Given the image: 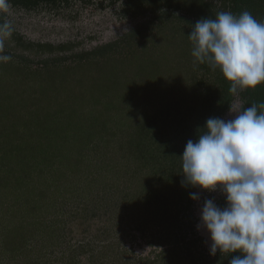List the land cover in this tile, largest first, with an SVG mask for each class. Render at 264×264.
Listing matches in <instances>:
<instances>
[{
	"label": "rangeland",
	"instance_id": "rangeland-1",
	"mask_svg": "<svg viewBox=\"0 0 264 264\" xmlns=\"http://www.w3.org/2000/svg\"><path fill=\"white\" fill-rule=\"evenodd\" d=\"M221 11L232 0L0 4V264H212L197 225L226 198L180 197L182 170L151 137L203 134L208 97L212 117L242 109L241 91L221 108L222 73L191 55V21Z\"/></svg>",
	"mask_w": 264,
	"mask_h": 264
},
{
	"label": "clouds",
	"instance_id": "clouds-1",
	"mask_svg": "<svg viewBox=\"0 0 264 264\" xmlns=\"http://www.w3.org/2000/svg\"><path fill=\"white\" fill-rule=\"evenodd\" d=\"M188 38L195 61L218 68L230 82V93L264 84V22L250 12L201 18ZM229 111L234 118L210 117L206 131L195 142L187 141L181 183L219 190L226 198L224 207L206 199L200 211L197 227L209 236L210 255L238 252L229 264H264V103ZM190 199L199 195L192 192Z\"/></svg>",
	"mask_w": 264,
	"mask_h": 264
},
{
	"label": "trees",
	"instance_id": "trees-1",
	"mask_svg": "<svg viewBox=\"0 0 264 264\" xmlns=\"http://www.w3.org/2000/svg\"><path fill=\"white\" fill-rule=\"evenodd\" d=\"M232 7H233V10L236 12L237 16L240 13H242L243 11H248L253 15V17L258 18L260 16H258L257 14H260L264 18V0H232ZM255 13H257V14L255 15ZM260 22H263V21H260ZM194 25H195L194 21H191V27H194ZM223 81H224L223 86L226 87V91H227L225 101L221 105L222 106L221 108L224 110L227 107H229V105L231 104V101L233 100V94L229 92V88L231 86L230 82H226L225 78L223 79ZM240 94H241V97L243 98L242 108L249 107L252 104L264 103V84L257 86L255 89L243 90L240 92ZM208 100H209L208 104L205 105L204 108L200 109L201 110L200 115L203 117H208V116L212 117L213 116V114L211 112L212 111V107H211L212 100L210 97H208ZM167 117L168 116L165 115L164 118L162 117V119L166 120ZM206 119H208V118H206ZM201 122H204V125L201 126V128H204L205 121H201ZM157 123H158V121H157ZM173 127H174L176 133H168V131L165 128H162L161 131H159L160 136L157 137V136H155V134H153L151 138H154L153 140H156V142L159 143V145L161 143V145H162L161 152H162L164 157H173V160L171 161V167H174L175 169L178 168L179 170H182V158H181V156L183 154V151L185 149L187 141L191 139L195 142L198 139V136L201 134L199 132L191 133L190 138H188V136L186 135L187 133H180L181 130L177 131L175 125H173ZM196 128L197 127H193L191 129H189V131L191 132ZM186 130H188V129H186ZM204 130L205 129H203L202 132ZM146 133L150 134V131L149 130H143L140 133L141 134V136H139L140 139L145 138ZM88 134H89V132L87 134H86V132H84V134L81 136L85 140V136H87ZM72 136L77 139L76 132L73 133ZM90 137L88 136L86 138L88 140H89V138L90 139L93 138L91 141L93 143H95L96 140L99 141L101 138H103V135H98V137H96V136H90ZM181 141H183V144ZM21 160H23V159H21ZM44 160L47 161V158H45ZM54 173H58V168ZM169 177L173 178L175 180L176 184L178 183L182 186L181 182L183 179H182L181 175L175 174V175H170ZM49 182H51V183L43 184V186L44 187L52 186V180H50ZM55 186H58V185L55 184ZM185 189H186L185 185L183 187H181V189L179 191L180 197L185 196V194H186ZM91 190H93V188H91ZM100 191H97L98 196H99ZM38 195H39L41 204L44 205L45 207H49L51 204H53V201H51V202L46 201V203L43 204V201L48 199V198L46 196H44V193L42 192V190L38 191ZM95 198H97V197H95ZM188 204H189V202L187 203V205ZM91 214H97V211H94ZM89 218L91 219V215H89ZM51 225H52V222H51ZM238 254H239L238 252L233 253L232 256H236ZM232 256L230 253L224 254V253H220L219 251H217L216 255L214 256L215 260H213V261L209 260V262H211L212 264H215L217 262V260L220 261L218 263H222L224 260H226V261L228 260V263H229Z\"/></svg>",
	"mask_w": 264,
	"mask_h": 264
}]
</instances>
